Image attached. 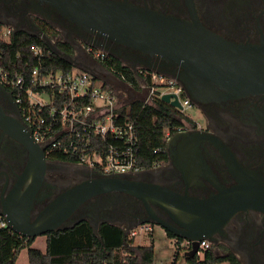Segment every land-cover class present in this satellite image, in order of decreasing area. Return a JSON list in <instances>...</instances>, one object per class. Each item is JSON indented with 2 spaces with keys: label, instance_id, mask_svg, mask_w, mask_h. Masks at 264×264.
Returning <instances> with one entry per match:
<instances>
[{
  "label": "flooded vegetation",
  "instance_id": "af4514ba",
  "mask_svg": "<svg viewBox=\"0 0 264 264\" xmlns=\"http://www.w3.org/2000/svg\"><path fill=\"white\" fill-rule=\"evenodd\" d=\"M36 1L0 0V22L12 25L15 32L24 30L33 35L43 32L57 45L59 40L65 41L70 46V52L66 53L71 54L75 62L82 66L93 63L87 58L85 49L89 42L82 38L91 34L69 22L47 4L39 6ZM118 1H127L190 22L196 16L206 28L232 41L264 42V0ZM93 42L100 46L121 47L120 51L127 57L125 61L128 66L140 58L136 51L119 46L111 40L94 35ZM75 51L80 52L79 57H74ZM166 69H174L177 81L183 71L179 65H171ZM105 80L116 86L122 85L118 77L110 73H106ZM185 93L188 95L186 90ZM191 101L192 106L200 110L202 121L192 120L187 123L183 120L184 124L176 132L178 139L173 150L185 144L192 148L177 159H172L167 152L166 161L144 169L140 177L198 197H208L222 188H230L244 181L264 183V93L233 97L221 95L220 98L203 103ZM0 107L8 118L6 123H0L1 212L5 207L24 203L25 197L39 180L33 174L35 168L31 166L33 162L30 151L12 131V127L24 122L20 106L15 101L14 92L2 84ZM46 160L37 198L30 210L31 221L61 193L93 176L87 165L47 155ZM197 169L200 173L196 177L194 172ZM152 208L157 217L172 221L170 214L161 206L152 204ZM90 212L93 213L91 221L94 223L109 220L119 225H128L150 215L139 199L121 192L91 198L77 210L73 218L85 217ZM214 237L218 242L212 243V249H224V244L230 249L220 255L228 252L236 254L234 250L248 264H264V211L250 208L237 212Z\"/></svg>",
  "mask_w": 264,
  "mask_h": 264
},
{
  "label": "water",
  "instance_id": "95a60500",
  "mask_svg": "<svg viewBox=\"0 0 264 264\" xmlns=\"http://www.w3.org/2000/svg\"><path fill=\"white\" fill-rule=\"evenodd\" d=\"M36 2L39 6L47 4L69 22L83 28L85 32L91 34V36H82L89 45L97 46L119 60L127 59L121 53V47L96 45L93 42L94 35L136 51L140 58L129 65L135 74L138 72V67H143L176 79L174 69L167 70L166 67L179 65L183 71L177 79L196 103L211 101L220 98L221 95L233 97L264 93V42L232 41L206 28L196 16L193 22H190L127 1L37 0ZM17 28L16 26L15 29ZM35 34L58 55L73 65H79L92 72L98 78L105 80L106 73L111 72L100 63H88L82 66L45 33ZM154 58L157 60H153ZM123 63L128 65L126 61ZM172 97L175 99L172 100ZM161 98L172 106L182 108L179 100L172 93H165ZM7 121L8 118L0 107V123ZM12 131L30 151L33 162L31 166L35 168L33 174L38 176L39 182L29 191L24 203L5 207L0 214L6 217L9 226L17 234L25 238L35 239L50 231L72 227L82 220H87L98 235L101 223L113 222L102 220L94 223L91 221L92 212L80 218H73L74 214L91 198L106 193L121 192L139 199L150 212L148 217L128 224L129 228L144 222L161 225L175 236L190 241L191 248L185 252V255L191 258L198 255L202 240L208 239L212 243H217L218 239L214 234L221 232L237 212L250 208L264 211L262 182L244 181L230 188H222L218 193H212L208 197H198L189 192L180 193L167 186L143 180L140 177L142 172L104 174L87 166L92 171V178L68 188L31 221L30 210L34 199L37 198L46 168L45 146L34 141L31 129L25 122L12 127ZM177 139L178 133H174L166 141V150L172 159L185 155L188 153L187 150L192 148L185 144L178 150H173ZM198 170L194 172L196 177L200 173ZM152 204L164 208L170 214L172 221L157 217ZM67 223L70 224L63 225Z\"/></svg>",
  "mask_w": 264,
  "mask_h": 264
},
{
  "label": "built area",
  "instance_id": "2783aa9c",
  "mask_svg": "<svg viewBox=\"0 0 264 264\" xmlns=\"http://www.w3.org/2000/svg\"><path fill=\"white\" fill-rule=\"evenodd\" d=\"M14 32L12 25L0 22V38L3 41L10 42ZM32 49L39 58L43 56V47L33 46ZM85 49L87 58L93 63L102 64L110 55L89 44L85 45ZM135 75L138 78L137 90L143 93L146 88L149 89L148 97L140 98L144 104L153 103L155 96L172 93L182 105L180 111L185 117L184 122L192 121L186 115V110L192 107V101L176 79L143 67H138ZM99 79L79 65H73L68 70L47 72L39 65L33 68L30 78H27L24 73L8 69L0 63V84L15 92V101L20 106L24 122L31 129L34 140L45 146L48 157L61 151L77 155V163L92 169L99 168L104 174L141 172L146 167L138 161L139 138L135 123L121 117L123 106H119L116 90L105 86V82ZM179 129L180 126L172 132L166 128L165 141ZM101 144L105 146L101 147ZM153 224L144 222L132 228L121 226L127 239L134 240L139 230L152 232ZM5 228L17 234L9 226L6 217L0 214V230ZM186 241L188 250L191 243ZM211 246L210 240H202L198 254Z\"/></svg>",
  "mask_w": 264,
  "mask_h": 264
},
{
  "label": "trees",
  "instance_id": "16d2710c",
  "mask_svg": "<svg viewBox=\"0 0 264 264\" xmlns=\"http://www.w3.org/2000/svg\"><path fill=\"white\" fill-rule=\"evenodd\" d=\"M41 46L44 49L41 58L32 49ZM58 46L70 52L65 41H58ZM0 63L8 69L24 73L30 78L33 68L41 65L44 72L58 69L68 70L73 64L51 51L45 41L37 35L24 30L14 32L10 42L0 38ZM102 65L119 78L138 88V78L132 68L118 58L109 55ZM148 81H150L147 75ZM105 86H109L105 83ZM14 92V91H13ZM15 93V92H14ZM121 117L135 123L139 138V163L149 168L154 163L166 161L165 130L176 131L183 125V113L175 106L155 96L153 103L144 104L140 99L131 100L120 110ZM192 122V121H190ZM105 144H101V147ZM51 158L77 163V155L56 151ZM95 170L100 171L99 168ZM171 237L175 235L167 231ZM46 248L33 246L35 239H25L8 229L0 230V264H16L21 251L28 250L29 264H154L155 249L153 245H137L133 239L128 240L124 229L119 224L104 222L100 224L98 235L87 220L74 226L46 233ZM183 240V238H180ZM192 264H212L228 262L242 264L234 253L217 254L212 248L205 251L203 259L197 256L188 258Z\"/></svg>",
  "mask_w": 264,
  "mask_h": 264
},
{
  "label": "rangeland",
  "instance_id": "374dc122",
  "mask_svg": "<svg viewBox=\"0 0 264 264\" xmlns=\"http://www.w3.org/2000/svg\"><path fill=\"white\" fill-rule=\"evenodd\" d=\"M62 38V37H61ZM80 54L79 51H75L74 57H77ZM79 57V56H78ZM101 82V79H99ZM121 86H115L119 98V106L128 105L131 100L135 98H142L144 95L137 93L126 83H121ZM186 115L190 119L195 121H202V115L200 110L197 107H190L186 110ZM188 123V122H187ZM154 230L152 232H143L139 230L138 234L134 237V243L137 245H153L155 249L154 264H191L187 261V256L185 252L187 251V241L185 239H180L177 236L171 237L167 234L165 228L156 223L153 224ZM224 244V243H223ZM33 246L45 250L46 248V237L44 235L37 236L33 243ZM224 249H214V252L217 254L223 253L228 246L224 244ZM236 254V251L233 250ZM205 252H201L198 255L200 258L204 257ZM243 264H248L247 261L240 256ZM16 264H29V255L27 248L23 249L19 255ZM222 264V263H221Z\"/></svg>",
  "mask_w": 264,
  "mask_h": 264
},
{
  "label": "crops",
  "instance_id": "0c3cea01",
  "mask_svg": "<svg viewBox=\"0 0 264 264\" xmlns=\"http://www.w3.org/2000/svg\"><path fill=\"white\" fill-rule=\"evenodd\" d=\"M108 73H110V74H113L112 72H108ZM114 76H116L115 74H113ZM118 77V76H117ZM118 79L123 83H126V84H128L129 86H131L132 87V89L133 90H135L137 93H140V91H138L136 88H134L131 84H129L128 82H126L125 80H123V79H121V78H119L118 77ZM103 82H105L106 84H108L110 87H112V88H114L115 89V86H114V83H110L109 81H107V80H104V79H101ZM141 94H143L144 96L143 97H145L146 96V98L148 97V95H149V89L148 88H146L144 91H143V93H141ZM135 99H140V98H135ZM204 256H205V254H204ZM197 257L199 258V259H203V258H200V256L199 255H197ZM188 258L189 257H187V261L189 262V260H188ZM190 263V262H189ZM229 264L228 262H226V261H224V262H218V263H212V264ZM192 264V263H191ZM243 264V263H242Z\"/></svg>",
  "mask_w": 264,
  "mask_h": 264
}]
</instances>
